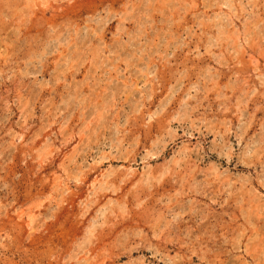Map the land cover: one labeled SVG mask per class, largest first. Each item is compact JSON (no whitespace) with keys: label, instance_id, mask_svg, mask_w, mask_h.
<instances>
[{"label":"rangeland","instance_id":"1","mask_svg":"<svg viewBox=\"0 0 264 264\" xmlns=\"http://www.w3.org/2000/svg\"><path fill=\"white\" fill-rule=\"evenodd\" d=\"M0 264H264V0H0Z\"/></svg>","mask_w":264,"mask_h":264}]
</instances>
